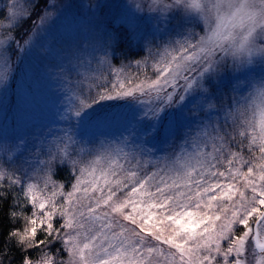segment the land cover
Returning <instances> with one entry per match:
<instances>
[{"label":"snow or ice","instance_id":"6c2138e0","mask_svg":"<svg viewBox=\"0 0 264 264\" xmlns=\"http://www.w3.org/2000/svg\"><path fill=\"white\" fill-rule=\"evenodd\" d=\"M39 5L40 0H8L7 11L0 17V85L4 86L0 101L8 98V84L15 74L12 46L21 55L29 54L42 32L46 35L50 19L59 17L53 11L55 0H45L31 28L17 37L14 30L31 19ZM193 6L200 8L195 0ZM213 6L215 27L209 25L208 15L195 17L210 30L204 35L189 31L171 52L166 48L158 53L151 79L130 80L123 68L111 67L118 37L108 33L97 64L107 66L114 79L101 72L94 87L102 90L89 87L83 99L74 98L78 103L76 126L107 121L112 112L92 115L102 105L139 106L130 134L139 132L142 145L125 153L123 163L111 155H97L87 163L72 160L78 175L66 192L52 180V174L57 165L65 163L67 151L50 152L43 162V189L9 172L5 167L8 158L0 163V233L3 216L14 222L22 215L24 220L21 227L9 228L5 237L9 242L5 248L10 251L14 242L22 254L17 264H249V252L255 264H264V77L258 83L255 77L237 81L231 86L233 95L216 97L220 108L212 102L225 84L222 69L229 62L233 69L252 65L256 58L264 65V0H215ZM171 7L163 5L165 11ZM224 8L227 12L221 14ZM117 9L120 23L135 39H142L138 16L133 25L127 22V7L118 4ZM146 51L147 56L144 52L135 59L137 67L146 66L152 57L151 48ZM60 67L65 83H71L72 73L81 76L79 64ZM79 84L77 80L73 86ZM245 87L253 89L261 101L258 128L248 115L253 91L244 95ZM197 99L201 101L199 111ZM189 102L194 107L186 113ZM203 104L211 110L205 116L207 123L200 121L204 130L187 134L192 130L187 123L190 113L198 117ZM213 111L223 112L222 121L212 118ZM182 129L187 131L179 152L155 161L138 158L137 152L139 157L153 156L159 151L155 143L167 142ZM17 185L33 209L30 215L10 200L8 189L14 191ZM250 240L255 242L252 249ZM56 243L61 245L58 251L52 247ZM36 249L40 252L34 259L30 253ZM5 258L0 250V264H5Z\"/></svg>","mask_w":264,"mask_h":264},{"label":"rangeland","instance_id":"374dc122","mask_svg":"<svg viewBox=\"0 0 264 264\" xmlns=\"http://www.w3.org/2000/svg\"><path fill=\"white\" fill-rule=\"evenodd\" d=\"M56 9L53 11L58 18H51L49 26L35 41V49L29 54L21 55L12 46V63L15 74L8 84V98L0 101V133L8 135L0 136V163L8 162L5 167L9 172H16L18 176H24L26 183H34L38 188H44L45 173L43 162L49 158V153L58 154L67 151L68 157L65 163L57 165L52 174V180L62 185L64 191H71L72 185L78 173L73 168L71 161L87 163L97 155L119 156L123 163V155L131 154L134 149L142 145L143 136L136 132L131 135L134 121L140 112L139 106L125 105L114 108L111 105H102L94 110L93 116H100L107 112L112 115L107 121L86 125L78 128L76 126L75 111L78 103L75 97L84 98L89 87L97 83L96 77L102 72L109 79V68L97 64V59L103 55L102 46L107 41L108 33H116L118 39L112 49L111 67L124 69V75L130 80L139 81L155 77L156 69L153 64L160 59V55L167 48L170 52L178 47L177 41H183L189 36V31L198 35H204L205 25L197 21L195 17L182 15L180 11H165L160 7L172 0H139L142 9L147 11L137 12L129 7L127 0H55ZM8 0H0V17L7 11ZM45 0H40V5L32 18L22 21L14 34L20 37L32 26V21L39 14V9L44 7ZM118 4L127 7L129 16L127 22L135 24L134 17L138 16L137 23L143 35L142 39H135L130 29L118 18ZM151 5V7H149ZM149 8L153 11H149ZM161 13H167L163 15ZM4 23H7L4 20ZM127 51L131 58L117 60L120 55V46ZM151 48L152 57L146 66L137 67L135 59L141 55H148L146 49ZM135 52V54H131ZM19 57V59H18ZM94 57L96 59H94ZM90 62L91 67L88 66ZM71 64H79L80 77L72 73L68 79L71 83H65V76L61 75V67L66 69ZM222 77L225 82L220 92H216L212 102L216 108L221 107L217 96L223 94L225 97L233 95L231 86L237 81L247 82L255 77L258 83L264 77V65L259 63V58L252 65L233 69L231 62L228 67L222 69ZM77 80L79 86H73ZM106 84V81H104ZM0 85V91L3 89ZM253 89L245 87L243 94L247 95ZM113 103V102H108ZM253 108L249 111V118H253L259 124L261 101L253 91L251 100ZM201 101L195 102L199 111ZM194 107L192 102L185 106L184 111L189 112ZM204 111L190 113L191 132L195 135L204 130L206 114L211 111L207 104H203ZM217 117L222 121L223 112H212V118ZM186 129H182L177 135L167 142L155 143L156 151L153 156L139 157L140 159L155 161L161 156H170L173 152H179L180 146L186 135ZM13 133L17 134L14 135ZM26 134V135H22ZM122 134V135H121ZM23 141V142H22ZM153 143L148 144L149 148ZM60 157L58 156V159ZM51 185H49V190ZM17 192L25 200L20 186H15ZM59 199V198H58ZM26 203V201H25ZM28 204V203H27ZM30 214L33 211L30 204ZM57 223H62L60 217H56ZM249 249L255 247L254 240L248 243ZM59 246L58 250H60ZM57 250V251H58ZM249 264H255L251 252L248 254ZM59 258V257H58ZM66 259V257H65Z\"/></svg>","mask_w":264,"mask_h":264},{"label":"trees","instance_id":"16d2710c","mask_svg":"<svg viewBox=\"0 0 264 264\" xmlns=\"http://www.w3.org/2000/svg\"><path fill=\"white\" fill-rule=\"evenodd\" d=\"M135 54V52L131 53ZM132 55H127V51L123 48V45L121 44L120 46V55L117 56V60H128V58H131ZM11 191V197L10 200H16L19 205H20V210L22 212H25L26 214L30 215V210H29V205L27 202L25 203L26 200H24L21 195H19L17 192L13 191L11 188L8 189ZM2 194V192H0ZM9 204L6 202L4 206V211H8ZM3 224H4V230L2 233H0V250L4 251L6 253V258H5V264H9V261H11V264H17V262L21 259L22 254L19 251V248L16 247L15 243L12 242L9 247L10 251L8 248H5V245L9 244V242L5 239L7 236V232L9 228H19L21 225L24 223L23 216L21 215L18 219H16L14 222L10 221L9 218L5 215L3 216ZM59 246H61L59 243H56L53 245V250L57 251ZM40 252V249H36L31 251L30 255L36 259L38 258V254Z\"/></svg>","mask_w":264,"mask_h":264},{"label":"clouds","instance_id":"9594fccd","mask_svg":"<svg viewBox=\"0 0 264 264\" xmlns=\"http://www.w3.org/2000/svg\"><path fill=\"white\" fill-rule=\"evenodd\" d=\"M196 3H199L200 8L194 7V0H180L179 4L174 3V0H172L171 3H165L172 5V7L169 9V12L172 10L180 11L182 15L188 16V17H198L199 15H208L209 16V25L211 27H215L216 24V9L214 8L215 0H195ZM127 3L130 8H132L133 11L137 12H143L147 11V9H141L137 6L140 5L139 0H127ZM151 7V5H149ZM163 6H157V8H160ZM227 12V8H224L221 10V14H224ZM163 15H166L167 13H161ZM202 22V21H201ZM203 23V22H202ZM210 29L206 28V31H209ZM27 246H31L30 244Z\"/></svg>","mask_w":264,"mask_h":264},{"label":"water","instance_id":"95a60500","mask_svg":"<svg viewBox=\"0 0 264 264\" xmlns=\"http://www.w3.org/2000/svg\"><path fill=\"white\" fill-rule=\"evenodd\" d=\"M254 244H255V242H254Z\"/></svg>","mask_w":264,"mask_h":264}]
</instances>
